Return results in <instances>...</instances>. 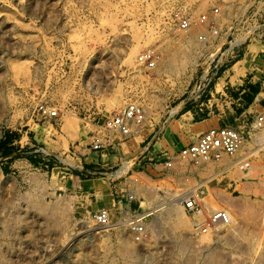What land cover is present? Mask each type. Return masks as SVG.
Returning <instances> with one entry per match:
<instances>
[{
    "label": "rangeland",
    "instance_id": "obj_1",
    "mask_svg": "<svg viewBox=\"0 0 264 264\" xmlns=\"http://www.w3.org/2000/svg\"><path fill=\"white\" fill-rule=\"evenodd\" d=\"M130 102L146 116L126 139L106 122ZM263 108L264 0H0V142L19 149L0 156V264H124L123 242L136 264H184L178 240L264 264ZM205 119L240 130L235 156L179 154ZM175 203L189 228L166 221ZM219 210L233 223L202 230Z\"/></svg>",
    "mask_w": 264,
    "mask_h": 264
},
{
    "label": "built area",
    "instance_id": "obj_2",
    "mask_svg": "<svg viewBox=\"0 0 264 264\" xmlns=\"http://www.w3.org/2000/svg\"><path fill=\"white\" fill-rule=\"evenodd\" d=\"M214 2L231 3L234 0H213ZM219 8L217 6L212 7V14L218 13ZM205 17H203L204 19ZM190 22L188 19L181 21L182 28H188ZM152 66V64H150ZM46 113V112H44ZM49 113V112H48ZM47 113V114H48ZM54 114V113H53ZM146 116L143 106L130 102L125 105L119 112H117L112 118L108 119L106 126L110 130H117L124 138H129L132 135V128L142 124ZM254 128L264 131V108L255 115ZM242 143V134L238 128L231 125L222 124L217 127H213L203 132L198 136L195 142L184 147L179 151L182 157L192 156L200 159H220L223 156L233 157L236 155L240 145ZM237 164L240 163V168L246 169L249 167V162L246 157L236 159ZM160 161V159H158ZM182 203L189 210H198L199 204L197 197L193 191H189L180 197ZM134 220V219H133ZM96 221L100 226L108 225V215L105 210H101L96 215ZM138 221L130 222L132 226L131 230L136 235L143 232L144 224ZM229 223V216L227 212L219 210L210 215L206 222V226L202 230L207 228L216 227L218 225H225Z\"/></svg>",
    "mask_w": 264,
    "mask_h": 264
},
{
    "label": "bare ground",
    "instance_id": "obj_3",
    "mask_svg": "<svg viewBox=\"0 0 264 264\" xmlns=\"http://www.w3.org/2000/svg\"><path fill=\"white\" fill-rule=\"evenodd\" d=\"M49 113H51V114H53V112H52V110H50L49 111ZM240 159V158H239ZM238 165H240V163L238 164ZM205 200V199H204ZM180 201H181V199H180ZM208 202V201H207ZM164 204V203H163ZM162 205V204H161ZM160 205V206H161ZM170 205V204H169ZM207 205V204H206ZM156 208V207H155ZM163 208V207H162ZM160 209V210H163V209ZM180 206H178L176 203L175 204H172V205H170V206H168L165 210H166V215L164 216L165 217V219H166V221H168V222H171L172 223V226H174V227H188L189 226V222H188V220L187 219H185V217H182V211L180 210ZM205 211V210H204ZM199 212V211H198ZM147 214V213H146ZM165 214V213H164ZM227 214H228V211H227ZM183 216H185V215H183ZM228 216H229V223H230V221L231 220H233L234 221V219H232V216H230L229 214H228ZM161 218V217H160ZM164 219V220H165ZM158 222V221H157ZM232 222V221H231ZM151 223V222H150ZM194 223H195V221H194ZM229 223H227V224H225V225H228ZM233 223V222H232ZM158 224V223H157ZM156 223H155V225L154 224H152V227H153V229L156 227V225H157ZM166 224V223H165ZM110 224H108V225H105V226H97V227H99V228H103V227H107V226H109ZM151 225V224H150ZM196 225H199L198 224V222H196ZM124 226V225H123ZM158 226H160L159 224H158ZM169 226H171V225H169ZM219 227L220 226H222V225H218ZM231 226V225H230ZM117 227V226H116ZM173 227V228H174ZM157 228V227H156ZM155 228V229H156ZM176 228V229H177ZM189 228V227H188ZM152 229V228H151ZM152 229V230H153ZM154 229V230H155ZM229 229V228H228ZM228 229H227V231H228ZM157 230V229H156ZM158 230H159V228H158ZM230 230V229H229ZM232 230V229H231ZM160 231V230H159ZM155 233V232H154ZM216 233V232H215ZM175 245H176V251H177V256H178V258L184 263V264H190V263H192L193 262V260H194V258L195 259H197V260H199V261H201V262H204V263H208L209 261H210V257H211V253H213V252H210L209 250L207 251V252H205V253H201V252H199L197 255H194L195 254V252L192 250V247L189 245V242H186V240L184 241V240H181V241H176L175 242ZM192 245V244H191ZM122 247V249L124 250H127V254H128V257L126 258V261H122V263H124V264H136V259H137V256H135L136 255V253H135V251H134V249L130 246V245H128V244H126L125 242H123L122 243V245H121ZM194 247V246H193ZM197 248V247H196ZM198 249H201V248H198ZM207 249V248H206ZM203 250V249H202ZM176 251H175V253H176ZM192 251L194 252V254L192 253ZM120 252V251H119ZM122 253V252H121ZM197 253V252H196ZM262 254V253H261ZM263 255V254H262ZM176 256V255H175ZM214 256V255H213ZM264 256V255H263ZM83 257H82V261H83ZM212 259H213V257H212ZM261 259H263V257H261ZM212 261V260H211ZM88 262H89V260H88ZM197 262V261H196ZM263 262H264V259H263ZM81 264V263H80Z\"/></svg>",
    "mask_w": 264,
    "mask_h": 264
},
{
    "label": "crops",
    "instance_id": "obj_4",
    "mask_svg": "<svg viewBox=\"0 0 264 264\" xmlns=\"http://www.w3.org/2000/svg\"><path fill=\"white\" fill-rule=\"evenodd\" d=\"M222 124L220 123L219 119H217V120L205 119V120H202L200 122H197L196 123V127L192 131V135L191 134L188 135L185 140L180 138L177 141L178 144H179L178 149L184 148V147L192 144L193 142L196 141V139L198 138V136L200 134H202L203 132L207 131L210 128L217 127V126H220ZM193 138H195V141L192 140ZM129 141L128 140H126V141L124 140V143L127 144ZM185 143H188V145L185 146ZM119 148L122 149L123 148L122 145ZM18 150L19 149H17V147L13 146V144L11 142H8L7 140H5L4 142H0V156L1 157H5V160L11 159L12 155L14 154V152H16ZM146 150H147V148H144V152ZM161 155L163 157L162 159H164V155H166V154H161ZM157 158H160V156L157 157ZM5 163L7 164L8 162L4 161L3 164L1 162V165L4 168L7 167L8 169H12L10 166H5L4 165ZM1 170H2V168H1ZM2 172H3V170H2Z\"/></svg>",
    "mask_w": 264,
    "mask_h": 264
}]
</instances>
